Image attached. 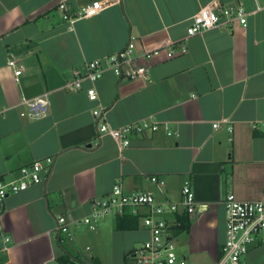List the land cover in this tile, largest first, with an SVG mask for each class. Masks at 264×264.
<instances>
[{
  "label": "crops",
  "instance_id": "crops-1",
  "mask_svg": "<svg viewBox=\"0 0 264 264\" xmlns=\"http://www.w3.org/2000/svg\"><path fill=\"white\" fill-rule=\"evenodd\" d=\"M92 1L69 0V10L74 14ZM98 1L96 15L79 17L68 28L57 0H0V178L15 179L34 161L44 166L39 184L5 200L0 223L9 241L4 247L0 241V264L59 261L67 252L76 264H131L130 251L147 237L140 219L131 229H118L116 218L98 222L94 230L72 228L68 246L55 231L56 219L87 214L90 200L105 196L115 182L126 193L148 191L156 201L178 202L184 179L196 202L189 229L200 236L190 241L189 255L206 252L210 264L224 239L223 196L264 198V0ZM214 1L241 2L246 25L186 38L193 15ZM129 41L138 63L147 67L146 78L119 79L105 71L93 84L96 102L87 98V80L79 90L67 89L75 73H85L86 62ZM182 45L186 52L166 58L165 50ZM159 46L165 49L159 55L141 57ZM10 59L21 69L16 77ZM41 94L49 99L47 113L21 117L23 100ZM97 106L112 127L151 116L159 128L130 135L120 149L109 135L97 134L91 113ZM164 123L177 135H166ZM77 249L88 252V262ZM263 257L261 247L245 264Z\"/></svg>",
  "mask_w": 264,
  "mask_h": 264
},
{
  "label": "built area",
  "instance_id": "built-area-1",
  "mask_svg": "<svg viewBox=\"0 0 264 264\" xmlns=\"http://www.w3.org/2000/svg\"><path fill=\"white\" fill-rule=\"evenodd\" d=\"M69 0H57V8L62 14V19L72 28L75 19L79 17H90L96 15L102 4L94 0L89 4L81 6L74 14L70 12ZM247 13L241 2L227 6H219L215 1L201 7L193 15L189 25L186 27V38L200 34L201 32L224 25L232 26L235 23L246 25ZM134 45L129 41L127 46L115 53L95 58L86 62L84 74H76L74 81L68 83L67 89L76 91L81 89V82L87 80L90 86L85 89L87 98L91 102L98 100L97 90L94 82L98 80L105 71H111L119 79L146 78L147 67L138 63L139 55L134 54ZM163 49L162 46L147 50L141 54L142 58L149 59L157 56ZM186 52L185 45L176 51L165 50L166 58H171ZM14 68L15 77L21 74V69L16 68L15 61L10 59L7 63ZM24 110L20 116L38 118L45 115L49 108L47 94H41L30 99L23 100ZM92 116L95 120L97 134L109 135L119 146L125 148L129 145L130 135H145L148 132L156 131L159 123L151 116L140 120L126 123L119 127H112L104 120V111L101 107L92 109ZM264 128V120L261 122ZM217 127L218 124L212 125ZM168 136L177 135L168 124L163 125ZM229 132L231 128L228 127ZM47 163L52 159L45 158ZM44 166L41 161H34L19 169V175L12 180L0 178V218L5 200L9 195L17 194L26 190L32 185L42 181L41 171ZM150 181L158 188H163L165 182L156 176H150ZM181 199L178 202L163 200L156 201L151 192L126 193L120 182H115L111 190L102 197H95L89 202V211L80 218L70 216H59L56 219L55 231L58 235H65L72 239V228L80 226L88 230H94L98 222L109 215L121 216L124 213L138 215L142 227L147 232V237L141 241L138 247L130 252L133 264H191L184 256L178 253L173 227L178 224L177 215L187 213L193 215L196 210L194 193L189 179H184L181 186ZM221 203L225 212L224 239L218 247L217 255L210 264H245L247 255L264 247V198L241 200L234 193L227 192ZM182 209V212H180ZM0 241L4 247L9 238L3 236L0 223ZM88 249V247H86ZM41 264H62L58 260L43 262ZM259 264H264V257Z\"/></svg>",
  "mask_w": 264,
  "mask_h": 264
},
{
  "label": "rangeland",
  "instance_id": "rangeland-1",
  "mask_svg": "<svg viewBox=\"0 0 264 264\" xmlns=\"http://www.w3.org/2000/svg\"><path fill=\"white\" fill-rule=\"evenodd\" d=\"M110 217V218H109ZM112 219V218H116L114 215H109L107 217H104L103 219H101L99 222H101L102 220L104 219ZM191 229H189L188 231H181L175 238V243H176V246H177V250L180 254H184L187 258H188V261L191 262V263H194V264H208L211 260L209 259L208 255L206 252H202L200 250H196L195 248V251L189 255V246H190V241H197L199 239V235H197V232L195 231L194 229V233L191 234ZM62 237H63V243H65L66 246H68V244L70 243L68 240H70V238H68L67 236L63 235L62 234ZM66 239V240H65ZM73 240V239H72ZM74 244V242H73ZM70 245V244H69ZM139 243H137L135 245V247H138ZM195 246V245H193ZM83 252L85 254H83L81 252L80 249H77L75 251V253H78L85 261H89L88 259V252L85 251L83 249ZM253 259V258H252ZM92 264V263H91ZM130 264V263H129ZM131 264H133L131 262Z\"/></svg>",
  "mask_w": 264,
  "mask_h": 264
},
{
  "label": "trees",
  "instance_id": "trees-1",
  "mask_svg": "<svg viewBox=\"0 0 264 264\" xmlns=\"http://www.w3.org/2000/svg\"><path fill=\"white\" fill-rule=\"evenodd\" d=\"M177 221L178 224L173 227V233L175 235L179 234L181 231H188L190 226V218L187 213H181L177 215ZM139 223V216L138 215H132L128 213H124L121 216H116V227L118 229H131L138 226ZM76 256L71 255L67 252V254H64L60 256L58 259L61 262H72L73 264H76ZM93 264H99L97 260L93 259Z\"/></svg>",
  "mask_w": 264,
  "mask_h": 264
}]
</instances>
